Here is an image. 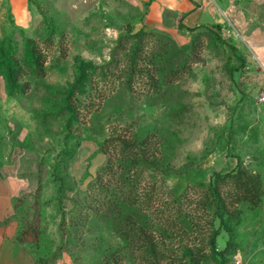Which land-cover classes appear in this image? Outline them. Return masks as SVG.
<instances>
[{"label":"rangeland","instance_id":"obj_1","mask_svg":"<svg viewBox=\"0 0 264 264\" xmlns=\"http://www.w3.org/2000/svg\"><path fill=\"white\" fill-rule=\"evenodd\" d=\"M145 15L128 0H0V40L11 37L22 50L21 29L28 37L45 38L49 33L45 17L58 29L56 45L46 51L48 74L32 81L26 96L9 97L0 73V148L6 156L18 151L21 176L26 181L15 198L20 203L18 210L12 209L17 235L21 228L37 230L41 250L50 259L60 256L55 264L63 259L70 264H107L109 258L120 256L122 264H152L141 255L139 243L129 244L121 238L115 213L82 214V207L95 204L94 199L88 204L86 198L94 191L91 184L97 172L108 160L100 144L115 133L142 137L161 133L172 144L163 155L166 165L177 170L193 164L183 176L165 177L163 194L170 201L194 183H208L215 173L235 168L238 159L260 175L264 185V103L260 101L264 73L255 71L251 62L231 72V67H240L241 62L230 47L243 50L225 33L219 43H213L199 30V43L193 46V33L145 25L163 36L169 47L165 53L179 48L175 60L168 55L167 62L183 65V73L163 80L157 93L147 82L128 92L119 79L116 85L104 87L108 96L98 97L94 111L72 127L66 116L58 114L61 101L48 87L68 88L74 81L77 58L96 65L108 62L119 37L130 28L141 29ZM158 41L156 47H160ZM69 149L75 152L71 158L64 156ZM55 171L66 181L62 202ZM194 200L185 202L187 217L171 222L159 215L161 201L152 213H140L141 222L150 220L151 229L165 240L161 249L169 256L159 264H179L184 252L207 248L204 229L198 232L194 225L198 211ZM239 207L243 211L235 230L239 246L230 264H264V196L257 208L248 203ZM64 210L67 225L62 221ZM198 213L204 217L203 211ZM228 239L223 231L217 239L220 250Z\"/></svg>","mask_w":264,"mask_h":264},{"label":"trees","instance_id":"obj_2","mask_svg":"<svg viewBox=\"0 0 264 264\" xmlns=\"http://www.w3.org/2000/svg\"><path fill=\"white\" fill-rule=\"evenodd\" d=\"M49 33L45 38L35 39L22 33V50L19 43L11 37L0 40V73L5 81L6 91L9 97L26 96L32 88V81L44 79L48 74L47 52L55 45V36L58 29L52 19H44ZM204 30L201 35H207L213 43L222 40L223 28L220 25L204 26L203 28H184L180 30L193 33L192 45L196 46L199 30ZM158 46H155V41ZM231 51L237 53L241 62L240 67H231V72L239 71L249 66L246 55L239 52L237 47L231 46ZM169 49L163 36L143 26L139 30L130 28L126 34L121 35L115 48L112 50L110 60L102 65H96L83 59H76L74 81L66 89L48 87L50 92L60 99L61 104L58 114L67 117L69 127L82 121L84 114H90L98 103V97L106 98L107 85H116L122 80L123 87L133 93L136 85L149 83L150 89L157 93L160 91L162 81L170 75H181L183 65H168V55L172 61L177 56L176 52H167ZM232 56L228 57L232 61ZM184 63H187L184 62ZM172 67V69H171ZM105 87V88H104ZM53 114V113H51ZM130 133H115L100 144L101 152L108 156L107 163L97 172L91 188L94 190L86 198L95 204L82 207L83 213L89 215L96 211L101 215H116V227L121 238L126 243H139L140 253L148 263L159 264L168 258V252L162 250L165 240L157 231L151 229L152 223L143 219V210L152 213L153 206L161 201L160 217L165 222H171L175 218L187 217L184 211L185 202L195 199L194 225L198 232L204 229V236L208 238L207 248L184 252L179 264H230V257L237 251L238 242L235 238L236 227L242 221L243 211L239 207L242 203H248L257 208L263 202L264 185L260 175L250 171L238 159L235 168L229 171L217 172L211 180L196 182L187 187L181 194L170 201L165 198L167 185L165 177L172 175L183 176L193 164H186L180 169L170 168L166 165L163 155L169 145L160 133L147 134L142 137ZM176 137L175 135L173 136ZM74 150H66L64 156L71 158ZM54 181L58 185L60 202L66 191L65 179L55 171ZM189 191V192H188ZM177 193V192H176ZM195 196V198H191ZM19 200H14L13 206L18 210ZM78 205V204H76ZM96 206V209L93 208ZM203 211L204 217H199ZM141 213V216H140ZM67 213L64 210L63 222L67 225ZM81 215V212L79 213ZM154 214H152L153 216ZM158 215V216H159ZM82 218V217H81ZM204 219V223L201 220ZM223 231L227 232L229 239L223 249L218 248L217 239ZM20 245L27 246L35 256L36 264H55L60 256L53 258L41 250L40 235L37 230L21 228L16 237ZM168 255V256H167ZM121 259H110L107 264H122ZM172 264H177V261Z\"/></svg>","mask_w":264,"mask_h":264},{"label":"crops","instance_id":"obj_3","mask_svg":"<svg viewBox=\"0 0 264 264\" xmlns=\"http://www.w3.org/2000/svg\"><path fill=\"white\" fill-rule=\"evenodd\" d=\"M145 12L144 25L178 31L220 25L240 45L255 71L264 73V0H128ZM253 67V65H252ZM261 71V70H260ZM18 152V151H17ZM17 152L6 156L0 148V264H36L27 246L16 241L18 223L13 202L26 181L21 176ZM57 264H70L66 259Z\"/></svg>","mask_w":264,"mask_h":264},{"label":"built area","instance_id":"obj_4","mask_svg":"<svg viewBox=\"0 0 264 264\" xmlns=\"http://www.w3.org/2000/svg\"><path fill=\"white\" fill-rule=\"evenodd\" d=\"M260 101L264 103V95L261 96Z\"/></svg>","mask_w":264,"mask_h":264}]
</instances>
